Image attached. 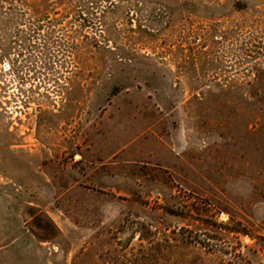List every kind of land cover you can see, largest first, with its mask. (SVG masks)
Here are the masks:
<instances>
[{"label":"rangeland","instance_id":"374dc122","mask_svg":"<svg viewBox=\"0 0 264 264\" xmlns=\"http://www.w3.org/2000/svg\"><path fill=\"white\" fill-rule=\"evenodd\" d=\"M0 264H264V0H0Z\"/></svg>","mask_w":264,"mask_h":264}]
</instances>
